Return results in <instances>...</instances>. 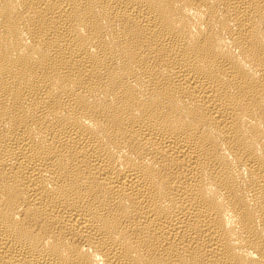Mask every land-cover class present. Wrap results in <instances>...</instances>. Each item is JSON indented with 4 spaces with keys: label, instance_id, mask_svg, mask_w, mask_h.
Masks as SVG:
<instances>
[{
    "label": "bare ground",
    "instance_id": "1",
    "mask_svg": "<svg viewBox=\"0 0 264 264\" xmlns=\"http://www.w3.org/2000/svg\"><path fill=\"white\" fill-rule=\"evenodd\" d=\"M0 264H264V0H0Z\"/></svg>",
    "mask_w": 264,
    "mask_h": 264
}]
</instances>
